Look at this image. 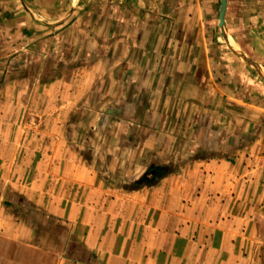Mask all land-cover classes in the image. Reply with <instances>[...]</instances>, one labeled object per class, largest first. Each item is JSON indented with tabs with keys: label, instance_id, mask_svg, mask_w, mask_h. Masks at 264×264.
I'll return each mask as SVG.
<instances>
[{
	"label": "crops",
	"instance_id": "0c3cea01",
	"mask_svg": "<svg viewBox=\"0 0 264 264\" xmlns=\"http://www.w3.org/2000/svg\"><path fill=\"white\" fill-rule=\"evenodd\" d=\"M223 23L0 0V264H264V0Z\"/></svg>",
	"mask_w": 264,
	"mask_h": 264
},
{
	"label": "water",
	"instance_id": "95a60500",
	"mask_svg": "<svg viewBox=\"0 0 264 264\" xmlns=\"http://www.w3.org/2000/svg\"><path fill=\"white\" fill-rule=\"evenodd\" d=\"M224 8H225V0H220V25L222 29H224V23H223V14H224ZM232 50L244 61H246L248 64H250L253 68H255L260 75L264 78V74L261 73L259 67L257 64L249 59L246 55H244L237 47L234 45L231 46Z\"/></svg>",
	"mask_w": 264,
	"mask_h": 264
},
{
	"label": "rangeland",
	"instance_id": "374dc122",
	"mask_svg": "<svg viewBox=\"0 0 264 264\" xmlns=\"http://www.w3.org/2000/svg\"><path fill=\"white\" fill-rule=\"evenodd\" d=\"M22 128L25 129V130H26V129H29V127L26 126V125H22ZM38 128H40V126H38ZM159 173H160V171H159L158 173H157V172L153 173L154 176L151 175V177H152V176H153V177H152V178H150V177L147 178L146 181H151V179H152V180H153V179H156V178L158 177Z\"/></svg>",
	"mask_w": 264,
	"mask_h": 264
}]
</instances>
